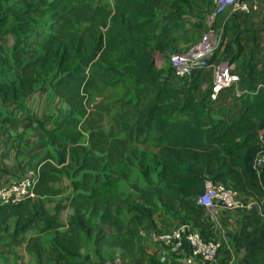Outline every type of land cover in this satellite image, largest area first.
I'll list each match as a JSON object with an SVG mask.
<instances>
[{
  "label": "trees",
  "instance_id": "obj_1",
  "mask_svg": "<svg viewBox=\"0 0 264 264\" xmlns=\"http://www.w3.org/2000/svg\"><path fill=\"white\" fill-rule=\"evenodd\" d=\"M163 3L116 0L110 8L102 0H22L13 8L0 1V30L15 36L13 47L0 52V102L20 101L48 85L68 108L45 131L53 155L39 164L37 197L0 206V240L14 219L11 242H26L40 264L41 233L48 231L51 250L63 264H89L87 254L75 260L89 243L100 261L106 246L121 250L109 257L119 264H162L137 243L140 230L155 228L153 211L121 190L128 183L140 192L132 181L135 171L147 183L140 195L148 204H156L154 197L164 208L181 210L206 240L215 239L212 223L193 201L206 179L255 198L261 214L245 213L231 236L242 253L237 264H264V163L254 164L264 150V90L242 99L237 118L205 126L195 86L201 73L187 85L174 84L172 73L154 60L156 51L172 48L175 36H165L175 32L183 13L176 8L168 12L169 25L159 22ZM226 51L232 61L239 49L233 54L228 44ZM246 67L245 81L253 88L256 67ZM153 175L159 182H152ZM63 176L71 183V213L60 229L64 206L50 211L41 198L58 194L55 183ZM124 206L127 219L121 216ZM33 229L37 233L26 239L23 234ZM230 257L219 248L218 264H229Z\"/></svg>",
  "mask_w": 264,
  "mask_h": 264
},
{
  "label": "crops",
  "instance_id": "obj_2",
  "mask_svg": "<svg viewBox=\"0 0 264 264\" xmlns=\"http://www.w3.org/2000/svg\"><path fill=\"white\" fill-rule=\"evenodd\" d=\"M113 1L115 2L116 0ZM4 3L13 8H19L22 0H4ZM212 4V0H164L160 9L161 13L157 17L159 22L169 25L168 12L175 11L176 8H181L183 11L177 21L175 32L170 36H165L166 39L175 36L171 49L177 51V53L186 52L187 48L191 47L201 37L202 33L212 25L220 39V46L215 53L214 59L216 61L231 62L229 57H227L226 46L230 45L233 54L239 49L237 56L232 62L235 64L236 72L241 77V84L249 87L246 83L247 81H245L248 73L246 62H251L256 67L254 71L255 81L251 85L254 88L260 84L261 89L264 90V72L260 69L261 62L264 60V7L258 4L249 13L245 14H231L227 11L211 23L208 16L213 7ZM14 43L15 36L12 33L0 30V52L10 50ZM156 53L161 54L159 51H156ZM207 74L211 77L210 73L201 74L197 79V83H195V85H198L196 87L198 100L201 101L205 96V102L208 101L212 108L217 106L218 108H216L218 110L221 109V111H217L211 117L203 119V124L208 126L211 121L218 118H227L229 120L237 118L244 110L243 100L235 98L231 90H226L221 92L217 99L210 101L209 84L208 91L204 93V88L206 89L207 85H204L203 77ZM204 78H207V76ZM47 89L51 91L47 85L20 101H6L0 104V182L2 183L38 171L41 161L46 156L53 155V150L48 144L45 131L52 128L55 121L68 112V108L61 97L56 99L57 102H45L44 94H46ZM34 100H40L38 107H34ZM43 104H49L47 108L50 112L47 116H44L45 109L41 116L38 115L41 111L37 112V109H41ZM35 108L37 109L34 110ZM224 112H227L226 115ZM151 178L153 183L159 182L155 175ZM132 181H136L137 186L140 187V192L146 193L147 183L142 180L136 171L132 175ZM55 187L60 188L58 194L45 196L41 199L46 203L50 211L54 210L56 204L64 206L58 213V219L62 225L60 229H64L71 213V208L66 206L72 190L70 179L63 176L59 182L55 183ZM121 187H123V193L130 198L132 203L138 202L153 211L152 217L155 228L169 230L186 219L185 214L181 210L177 209V213L164 208L158 204V200H155L154 197H152V201L156 202V204H148L146 199L141 197L140 192L135 188H131L128 183H122ZM244 198L251 203V206L253 205L252 209L242 211L239 209L225 210L219 208L216 209L217 223L210 222L215 233V239L220 244L221 251L226 249L230 252L229 264H237L242 254L235 250L231 235L239 230L243 215L256 211L255 209L257 208L254 204L257 202L255 198L246 196ZM128 215L127 208L124 206L121 216L123 219H127ZM13 223L14 219H10L8 231L1 232L3 237H1L0 242V264H40L34 252L26 251V242L15 244L11 242L10 234L13 231ZM105 228L108 229L107 227ZM36 233L37 230L33 229L27 231L23 236L28 239ZM51 236L52 231L41 233L45 250L41 264H63L51 250L49 244ZM137 243L144 248L148 255H152L154 259L159 260L162 264H176L174 263L175 260L185 264L181 256L172 253L174 260L171 259L167 254L160 251L161 245L149 242L146 238L138 236ZM85 246L82 245L81 256L75 257V260L81 261L83 255L87 254L90 257L89 264L102 263L98 258L99 256L95 255L90 249H85ZM104 249L110 251L108 257L112 253L117 256L121 251L118 248L103 246L102 254ZM102 256L106 258L105 254Z\"/></svg>",
  "mask_w": 264,
  "mask_h": 264
},
{
  "label": "built area",
  "instance_id": "obj_3",
  "mask_svg": "<svg viewBox=\"0 0 264 264\" xmlns=\"http://www.w3.org/2000/svg\"><path fill=\"white\" fill-rule=\"evenodd\" d=\"M258 4L264 7V0H213V7L208 18L212 23L227 11L231 14L249 13ZM219 46L220 39L211 25L190 49L169 58L168 62L173 75L177 79L185 81L191 79L195 72L210 73L209 99L212 101L226 90H231L237 99L255 95L261 89L260 84L254 88L242 85L241 77L236 72L235 64L232 61H216L214 59ZM161 62L156 61V64L162 66ZM260 140L264 143V131L260 132ZM262 163H264V150L256 157L254 164L260 166ZM38 177L39 171H35L5 183L0 182V206L36 198L34 188ZM193 201L201 207L207 220L212 223H217L216 209L248 211L253 206L231 185L213 182L209 179L204 181L203 192ZM254 204L257 208L253 212L261 214V204L258 201ZM142 235H147L154 242L167 247L171 253L180 255L185 264H218L220 244L216 239L206 240L189 220H182L169 230L158 228L149 231L140 230L138 236ZM99 264H119V260Z\"/></svg>",
  "mask_w": 264,
  "mask_h": 264
},
{
  "label": "rangeland",
  "instance_id": "obj_4",
  "mask_svg": "<svg viewBox=\"0 0 264 264\" xmlns=\"http://www.w3.org/2000/svg\"><path fill=\"white\" fill-rule=\"evenodd\" d=\"M1 1V0H0ZM213 1V0H212ZM102 2L104 3V5L105 6H107V7H112L113 6V3H115L113 0H102ZM212 6H213V4H212ZM160 11H159V14H158V16L160 15ZM1 14V13H0ZM200 39V38H199ZM198 39V40H199ZM197 40V41H198ZM196 41V42H197ZM230 41H233V40H230ZM236 43V42H235ZM194 44V43H193ZM236 45H237V43H236ZM192 46V45H191ZM190 47V46H189ZM189 47L187 48V49H189ZM175 54H177V51H174V50H172V49H169V50H167V51H165L164 53H161V54H155L154 55V60H155V62L156 61H162L161 63L164 65V68H165V70L166 71H169L170 72V74L172 73V75H171V77H172V79H173V83L174 84H178V85H187L190 81H191V79H189V80H185V81H181V80H179V79H177L174 75H173V72L171 71V69H169V58L171 57V56H173V55H175ZM207 76V78H204V77H206ZM203 77V82H204V85H207V87H206V89L204 88V93H206L207 91H208V84L209 85H211V77L209 76V74H207V75H205ZM196 87L198 86L197 84L195 85ZM44 87H46V86H44ZM210 87V86H209ZM43 88V87H42ZM41 89V88H40ZM38 90V89H37ZM36 91V90H35ZM34 91V92H35ZM43 96V95H42ZM44 96H45V102H48V101H50V102H57L56 101V99L57 98H59L58 96H56L55 94H53L51 91H49V89H47L46 90V94H44ZM43 96V97H44ZM56 97V98H55ZM210 100V99H209ZM211 101V100H210ZM39 103H40V100H38V101H36V100H34V107H38V105H39ZM199 103L203 106V108H204V113H205V115H204V118L203 119H207V118H209V117H211L212 116V114L213 113H217V111L218 112H220L221 111V109H217L216 107H214V108H212V105H210V103L208 102V101H206L205 102V96H204V98H202V100L200 101L199 100ZM0 104H1V102H0ZM55 104V103H54ZM49 104H47V105H44L43 104V106H42V108L41 109H37V108H35L34 110H36L37 109V112H40L38 115H42L43 113H44V109L46 110V112L44 113V116H47L48 115V113L50 112L49 111V109L47 108V106H48ZM32 106H33V104H32ZM59 106V105H58ZM58 106H57V108H58ZM225 113V115H226V113L227 112H224ZM123 189V187H121V190ZM1 237H3V235L1 236ZM141 237H143V238H146V239H148V241L150 242H152V243H156V242H154L153 240H152V238H150L149 236H147V235H142ZM0 242H1V240H0ZM156 244H158V243H156ZM83 245H86L85 246V249L87 248V249H90L95 255H97V256H99L98 258H99V260H100V255H98L95 251H94V249H93V245L91 244V243H89V244H83ZM159 245V244H158ZM160 251L161 252H164V254H167L171 259H173L174 260V257L172 256V253L169 251V249L167 248V247H164V246H162L161 248H160ZM103 254H105L106 256V258H104L102 255ZM103 254H102V250H101V256L105 259L104 261H101L102 263L103 262H105V261H110L109 260V254H110V251L109 250H106V249H104L103 250ZM174 263H176V264H181L180 262H178V261H174ZM173 264V263H172Z\"/></svg>",
  "mask_w": 264,
  "mask_h": 264
}]
</instances>
